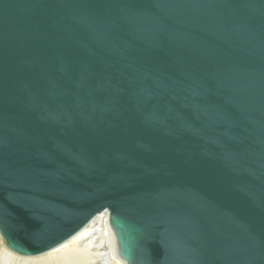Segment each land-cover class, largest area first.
Returning a JSON list of instances; mask_svg holds the SVG:
<instances>
[{
    "label": "water",
    "instance_id": "obj_1",
    "mask_svg": "<svg viewBox=\"0 0 264 264\" xmlns=\"http://www.w3.org/2000/svg\"><path fill=\"white\" fill-rule=\"evenodd\" d=\"M104 210L126 264H264V0H0V236Z\"/></svg>",
    "mask_w": 264,
    "mask_h": 264
},
{
    "label": "bare ground",
    "instance_id": "obj_2",
    "mask_svg": "<svg viewBox=\"0 0 264 264\" xmlns=\"http://www.w3.org/2000/svg\"><path fill=\"white\" fill-rule=\"evenodd\" d=\"M105 213L104 211L103 214H97L84 228L66 242L50 250V252L42 253L46 255L45 258H49L59 251L56 254L57 257L53 260L49 259L47 264H79L84 261L89 264H107L110 263L109 260L111 257L119 261L116 239L108 224V212ZM98 220H100L99 223ZM104 246L107 251L102 249ZM124 264L126 263L124 262Z\"/></svg>",
    "mask_w": 264,
    "mask_h": 264
},
{
    "label": "rangeland",
    "instance_id": "obj_3",
    "mask_svg": "<svg viewBox=\"0 0 264 264\" xmlns=\"http://www.w3.org/2000/svg\"><path fill=\"white\" fill-rule=\"evenodd\" d=\"M99 222H100V220H98V223ZM88 240H86V241H88ZM102 249H105V251H107L105 246ZM48 252H50V251H48ZM57 253H59V251L54 253V255L50 256L49 258H45L46 255H43L44 253L37 255V256L24 257V256H21L20 254L18 255L17 253L11 251L6 246L5 241L0 236V264H47L49 259L53 260L57 257V255H56ZM42 256L44 257L43 259H42ZM45 259H48V260H45ZM109 261H110V263H107V264H124V261L121 258L118 261V260L113 259L111 257ZM79 264H89V263L84 261V262L79 263ZM90 264H99V263H90Z\"/></svg>",
    "mask_w": 264,
    "mask_h": 264
},
{
    "label": "built area",
    "instance_id": "obj_4",
    "mask_svg": "<svg viewBox=\"0 0 264 264\" xmlns=\"http://www.w3.org/2000/svg\"><path fill=\"white\" fill-rule=\"evenodd\" d=\"M104 211L107 213V211H106V210H104ZM104 211H102L100 214H103V213H104ZM106 213H105V214H106ZM96 216H97V215H96Z\"/></svg>",
    "mask_w": 264,
    "mask_h": 264
}]
</instances>
